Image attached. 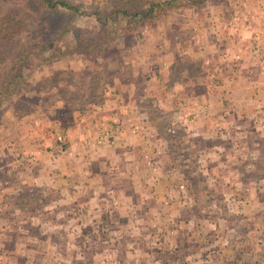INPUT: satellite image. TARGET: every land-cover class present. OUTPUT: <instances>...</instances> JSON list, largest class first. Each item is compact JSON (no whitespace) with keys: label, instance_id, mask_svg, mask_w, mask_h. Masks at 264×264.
Here are the masks:
<instances>
[{"label":"crops","instance_id":"obj_1","mask_svg":"<svg viewBox=\"0 0 264 264\" xmlns=\"http://www.w3.org/2000/svg\"><path fill=\"white\" fill-rule=\"evenodd\" d=\"M185 1L165 17L175 27L172 31L156 33L154 23L148 22L145 29L155 34L148 36L147 53L135 52L133 63L118 68L96 93L98 102H90L94 108H69L63 120L51 115L50 130L37 126L40 117L28 114L22 95L2 108L0 248H15L21 259L22 251L34 253L51 235L47 244L65 247L69 260L68 248L96 246L104 256L105 248L114 249L113 264L131 262L134 246L128 236L139 228L154 229L152 169L158 154L170 151L167 134L155 128L151 112H139L140 104L152 105L154 98L178 123L192 121L193 128H183L181 134L197 137L199 151H204L199 143L203 134L225 141L214 149L227 157L218 165L231 171L230 180L243 184L250 199L264 196V163L259 167L263 170L255 166L252 172L256 162L245 161L248 154L264 158V0H210L204 4L211 11L206 20L196 10L201 6ZM121 69L130 75L126 84L118 74ZM141 80L144 92L138 93L136 82ZM159 88L162 97L154 90ZM28 120L35 125L26 130ZM14 124L22 126L10 131ZM214 126H222L219 137ZM238 135L248 141L235 146L232 136ZM63 143L66 151L60 155ZM212 152L207 149V154ZM261 214L259 210L257 216ZM139 215L151 221L145 229L137 223ZM57 232L65 233L64 243L56 241ZM78 232H91L95 239L89 240L88 234L80 238ZM85 256V264L96 258L99 262L93 252Z\"/></svg>","mask_w":264,"mask_h":264},{"label":"rangeland","instance_id":"obj_2","mask_svg":"<svg viewBox=\"0 0 264 264\" xmlns=\"http://www.w3.org/2000/svg\"><path fill=\"white\" fill-rule=\"evenodd\" d=\"M65 1L77 5L79 11L73 13L68 34L61 42L75 41L76 33L87 29L83 33H86L84 36L94 38L93 47H100L96 51L101 54L76 52L66 48L67 55L65 57L57 54L58 56L51 60L40 56L34 58L32 66L24 72L25 77L28 78L27 83L3 104L2 108L13 103L19 95H22V104L26 105L25 110L28 114L40 117V124L37 125L40 129L50 130L48 125L51 122V115L56 114L58 120H63L68 117L70 109L78 112L80 107L94 108L95 104L90 102L95 100L98 102L97 94H100V88H104L108 84L118 68L121 65L127 66L130 62L133 63L136 60L135 52L140 50L138 55L142 52L147 53L148 36L155 34L152 30L145 29L148 22L154 23L151 27L156 28L155 32L159 34L165 29L166 32L172 31L170 28L175 29L171 23L170 26L165 23V17L177 10H169L161 15L158 13L159 15L141 24L138 23L139 20H135L132 22V26L125 25L124 19H121L120 24L111 22L106 27L100 24L108 12L116 10V6L134 9V7H141L155 0ZM182 1L184 0H181L178 6H181ZM132 2H134L133 6L130 4ZM206 2L210 4L211 1L207 0ZM24 4V0H0V26L5 25V20L11 15L15 6L21 7ZM209 4L196 9L204 16L205 20L209 19V12H211L208 9ZM177 23L178 20H175L173 25L176 26ZM107 32H110L111 35H108ZM174 35L176 36V34ZM107 41L109 45L105 46ZM83 45L84 42L81 43L82 48H84ZM93 57L94 59H92ZM189 65L192 67L191 64ZM64 70L72 71L73 75L61 77L55 83L43 80L52 76L54 72ZM118 74L123 75L121 77L123 84L130 79V75L125 69H121ZM40 79L43 80L42 84ZM36 81H38L37 84H34ZM143 86V80L136 82L138 93L144 92ZM154 90L158 91L159 97H162L161 88ZM153 101L152 105L140 104L139 112H151L153 115L151 122L153 125L155 124V128L160 134L169 136L165 135L164 139L170 142V151L158 154L159 159L152 169L156 176V181L152 186L154 189V200L151 207L153 214L150 215L153 223L151 226L154 229L146 232L139 228L140 230L129 234L128 238L132 240L134 248L133 253L130 252L131 256L128 261L131 262L128 264H264V196H261V200H258V195L255 199H250L251 195L243 194L246 189L243 184L230 180L227 173L231 171L225 166L218 165L219 161L225 160L227 157L224 158L223 154L215 152L214 149L223 145L225 141H220L219 138L213 140L210 134H203L199 143L204 151H199L200 148H197L199 145L195 144L197 137L195 140L191 135L183 137L181 134L183 128L186 130L193 128L191 127L192 121L178 123L179 118L175 119L173 115L164 114L158 106L157 99L154 98ZM153 108L159 109V112H154ZM33 123L34 121H26L24 128L30 129L33 127ZM174 123L175 125H173ZM21 126L14 124L10 131L15 132ZM208 129H210V125ZM220 129L222 126L221 128L214 126L215 135L217 134L218 137ZM233 138L236 139H234V145L238 143L241 146L248 141H245L241 135L232 136ZM257 138L263 137L257 136ZM65 146V143L60 144L59 149L66 151ZM207 149H211L213 152L207 154ZM59 154L61 155L60 150ZM59 154L57 153V156L60 157ZM245 159L250 164L256 162V165L252 164V172H256L255 166L259 168L262 167L260 164L264 163V158L252 157L250 154ZM137 206L140 212L145 208ZM259 210L262 214L257 216ZM139 217L140 215L137 223H140V226L145 229V225L151 221L148 219V223H146L145 219ZM60 220L64 221V218ZM14 234L18 235L17 232ZM64 234L57 232L55 234L56 241L64 243ZM78 234L80 238L82 235L87 236L88 234L89 240L95 239L91 232H78ZM2 235L1 232L0 240ZM49 236L46 237V240H42L43 242L41 241L45 244L41 249L39 248L40 251L36 250L33 253L29 249L26 254L22 251L21 259L15 253V248H10L9 254V248H0V264H5V262L6 264L9 262L10 264H27L29 259L35 262L31 264H85L84 257L89 251L95 253L96 257L99 255V262L96 258L93 264H113L112 262H114L112 256L114 249L105 248L106 255L104 256L97 252L96 246L68 248L67 253L71 258L69 260L65 256V247L53 248V244H47ZM20 251L21 249H19ZM107 251H109V255H107ZM157 252L160 253L159 260H156ZM5 253L6 256L2 257L1 254ZM144 255L146 259L142 258Z\"/></svg>","mask_w":264,"mask_h":264},{"label":"trees","instance_id":"obj_3","mask_svg":"<svg viewBox=\"0 0 264 264\" xmlns=\"http://www.w3.org/2000/svg\"><path fill=\"white\" fill-rule=\"evenodd\" d=\"M178 1L180 0H155L141 6L142 8L137 6L134 9L116 6V10L108 12L100 24L104 27L111 22L120 24L121 19L125 20V25L132 26V22L135 20H139L138 23L141 24L159 15L158 13L161 15L166 11L181 8L182 5H176ZM206 1L186 0L185 2L192 6L202 7ZM24 3V6H15L16 9L14 8L11 15L5 20V25L0 26V114L3 104L27 83L28 78L25 77L24 72L32 66L35 57H44L46 60H51L58 55L65 57L67 55L66 48L76 52L101 54L96 51L100 47H93L94 38L84 36L86 33H83L87 29L76 33L75 41L61 42L68 34L73 13L79 11L77 5L70 4L65 0H24ZM130 4L133 6L134 2ZM107 33L111 35L110 32ZM82 42H84V48L81 46ZM106 45H109L108 41L105 43ZM71 75H73L72 71L69 70L57 71L43 80L55 83L59 78ZM43 80H41V84Z\"/></svg>","mask_w":264,"mask_h":264},{"label":"built area","instance_id":"obj_4","mask_svg":"<svg viewBox=\"0 0 264 264\" xmlns=\"http://www.w3.org/2000/svg\"><path fill=\"white\" fill-rule=\"evenodd\" d=\"M65 151L64 149H60V153L63 154Z\"/></svg>","mask_w":264,"mask_h":264}]
</instances>
